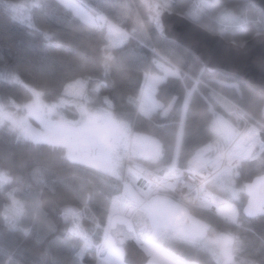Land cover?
Instances as JSON below:
<instances>
[{"label":"trees","instance_id":"obj_1","mask_svg":"<svg viewBox=\"0 0 264 264\" xmlns=\"http://www.w3.org/2000/svg\"><path fill=\"white\" fill-rule=\"evenodd\" d=\"M20 1L0 0V100L24 104L30 102L37 91L45 102L56 103L66 96L68 84L85 79L87 97L78 99L85 101L92 111H108L112 115L114 109L124 110L126 100L121 99L122 96H130L133 102L140 103L141 97L135 95L140 87L135 70L142 69L148 61H152L153 66L146 74L165 75L160 66L171 67L176 73L167 74L156 99L176 96L182 108L187 101L182 155L174 169L176 172L192 170L194 163L203 164L214 156H224L226 147L208 145L206 125L210 120L213 127L217 114L233 123L229 117L237 118L231 114L236 106L244 109L245 114L249 113L248 107L237 102L241 93L254 96L257 103L261 101L262 95L245 81L203 68L188 49L162 38L153 24L149 28L145 24L144 17L148 15L142 0H77L93 14L103 11L108 22L113 21L128 31L126 41L113 47L108 46L106 23L89 24L61 0H36L30 10L32 24L11 13L8 6ZM246 2L258 7L250 0ZM204 27L238 44L255 36L233 40L228 35L232 29L222 32L216 21L215 25ZM69 108L62 107V110L69 112ZM73 111V116H79L76 109ZM162 123L174 124V121ZM259 139L251 152L246 151L248 158L231 169L233 181L236 173L242 178H253L252 182L264 175L261 172L264 150L259 153L264 138L260 135ZM185 153H190L187 159ZM221 160L218 158L206 167L209 174L219 169ZM142 163L150 168L146 161ZM96 168L88 161L71 158L62 146L19 140L14 131L0 126V171L11 178L5 185L0 184V264H64L68 257L76 264H92L112 212L109 211L100 224V239H94L85 231L81 200L95 192H109L102 183L104 176L98 174ZM129 177L120 176L119 190L112 192L113 196L123 194ZM252 182L248 185L253 190ZM208 186L216 195V203H224L228 195L222 181L217 178ZM248 197L247 193V203ZM14 199L22 208L12 222L7 208ZM252 202L256 206L264 205V185L260 192L254 193ZM180 203L188 207L194 218L204 224L212 223L213 235L218 232L235 237V264H264V209L251 216L243 212L238 215L236 198L232 203L236 206L237 219L229 221L208 208L193 211L192 205ZM95 207L94 203L89 205L94 214L104 216L102 211H95ZM72 210L78 212V218L71 219L69 211ZM58 217L67 222L70 235H65L59 224H54ZM207 255L211 264H222L213 259L211 253Z\"/></svg>","mask_w":264,"mask_h":264},{"label":"clouds","instance_id":"obj_2","mask_svg":"<svg viewBox=\"0 0 264 264\" xmlns=\"http://www.w3.org/2000/svg\"><path fill=\"white\" fill-rule=\"evenodd\" d=\"M163 6L168 11L186 16L201 26L215 25L218 16L228 14L233 25V30L228 35L233 40L243 39L249 35L264 36V7H256L246 0H163ZM144 20L150 28L153 24L152 18L144 17ZM155 23L159 25L160 22L156 20ZM152 66L153 62L148 61L142 69L135 70L136 77L140 81V87L135 95L141 98L146 92L150 97L157 95L159 89L165 85L163 77L155 84L149 80L146 72ZM121 99L126 100L124 110L114 109L112 117L103 113L104 118L112 119L115 128L112 133L111 147L105 149L97 146L93 149V155L97 156L100 162L96 171L104 176L102 183L109 192H95L81 200L84 207L83 227L94 239H100V224L104 222L107 213L116 208L117 201L130 197L131 194L127 190L123 196H113L112 192L119 190L120 176L125 166L131 165L137 159L141 146L145 142L156 151V159L146 163L150 168L155 169L157 174L175 169L182 155V141L185 134L184 111L187 101L182 108L176 96H161L159 100L150 99L147 103H135L130 96H122ZM237 102L242 107H248L250 112L239 118L229 117L233 120V124L240 127H246L249 123L254 124L259 130V136L264 138V95L257 103L254 96H245L241 93ZM65 119L68 118L65 117ZM163 121H174V124L162 123ZM49 127L56 134H60L54 122L50 121ZM206 138L209 146L214 143L218 147L231 148L230 142L215 133L210 120L206 125ZM261 147H264V144ZM188 156L190 153L184 154L185 159ZM109 161L119 165V168L113 170L110 176L107 175L108 169L104 167ZM261 172L264 174V169ZM233 179L238 191L237 214L243 212L249 216L253 215L251 207L247 205L246 194V187L253 178H242L239 173H236ZM144 196L146 199L143 200L133 222L126 226L127 230L119 231V243L124 244L128 240H133L139 246L141 253L139 264H157V259L152 252L154 247H159L164 254L172 257L175 264H211L207 254L211 253L214 244L213 224L205 223L203 238L193 241L178 234L176 227L168 218V209L173 201L177 198L190 199V195L179 187L175 190L160 191L150 185ZM76 199L79 200L80 197L77 196ZM93 203L96 206L95 211H102L104 216L94 214V210L89 208V205ZM150 204L154 207H150ZM198 210L194 204L193 211ZM54 224H59L65 235H70L67 222L63 220V217H58ZM64 264H76V262L68 257ZM92 264H115V261L108 249L101 247L92 257Z\"/></svg>","mask_w":264,"mask_h":264},{"label":"rangeland","instance_id":"obj_3","mask_svg":"<svg viewBox=\"0 0 264 264\" xmlns=\"http://www.w3.org/2000/svg\"><path fill=\"white\" fill-rule=\"evenodd\" d=\"M61 1L74 10L76 14L80 15L81 18L89 24L91 23L95 25H101L102 23H106L108 30L107 41L109 47L122 45L128 38V31L113 21L108 22L103 11H99L98 13L95 12L93 14L91 10H87L80 2H77V0ZM35 2L36 0H22L18 3L11 4L8 7L15 17L19 18L25 23L32 24L30 10L36 4ZM216 23L219 25L218 29L222 32L229 29L233 30L231 18L228 14H222L218 16L216 18ZM160 67L164 70L165 75L159 73L146 74L149 80L154 84L157 83L162 77L165 79L167 74L176 73V71L171 69V67ZM87 85L88 84L85 79H79L75 82H72L71 84H68L65 89L66 96L62 97L60 101L51 104L45 102L41 97V94L37 91H34V98L30 102L24 104H18L10 100L9 102L0 100V126H5L7 129L14 131L19 140L23 139L31 142L35 141L38 143L48 142L51 144H57L67 149L71 158H76L85 162L88 161L89 163H92L94 166L98 167L100 162L97 156L93 155V149L97 146H101L105 149L110 148L112 145V133L115 128L112 119L104 118L103 115V113H107L108 117H112L110 112L99 110L92 111L87 105H85V101L78 99L87 97ZM150 99H156V95L150 97L146 92L144 97L140 98V103H147ZM67 106L70 107V110L69 112L66 110L64 112L62 107ZM72 106H75L74 109L78 111L79 116H73L74 109H71ZM231 114H235L237 118H239V113L235 108H232ZM240 114L243 116L245 112L242 111ZM65 117L68 119H65ZM50 121L54 122L56 127L60 130V134H56L51 130L49 127ZM213 121V129L215 132L230 142L231 147L234 143H236V148L234 151L238 153V156L232 158L230 163L229 160H227L225 162L226 165L224 166V155L222 157L219 169L215 170L217 173L215 174L214 178L211 179V181L214 182V180L218 178L222 181L223 185H225L224 188L228 198L223 201L224 203H220L219 201H217V203L223 207L224 212L222 216L229 221H235L237 219L236 206L233 205L232 201L238 198V191L235 187L234 181L231 178L230 172L231 169L235 167V165L240 163V161H245V159H247L248 152L246 153V151L249 150L251 152L258 140H260L258 137L259 130L255 127V125L250 123L247 124L246 127L238 129L237 125L233 124L230 120L219 114L216 115ZM250 129L256 131L255 138L249 136ZM243 133L244 135L241 136ZM262 144L264 143L260 144L259 153L264 148L261 147ZM227 151L228 148L225 152ZM156 156L157 154L155 149L149 143L145 142L141 146V151L137 159L131 165L125 166L121 177L124 178V175L130 176L129 181L127 180L125 182V185L127 186L125 190H127L131 195L128 199L118 200L116 208L111 210L110 229L120 226L121 228L127 230L126 226L130 225V222L125 218V207L130 203L141 205L143 200L146 199L144 196L145 191L136 188V182L139 177V172L136 171V168L137 166L145 167L142 162L155 160ZM256 156H258V154ZM256 156L254 158H256ZM216 158L217 157L213 158V160ZM207 163L208 162H204L201 164L197 162L194 163L195 165L193 167H203V165H206ZM104 167L108 169L107 173L112 174V171L118 169L119 165L109 161L105 163ZM171 171L175 170L169 169L163 173ZM210 175L212 174H209L208 168H205L202 173V177L200 178H205ZM10 181V176L4 171H0V184L5 185ZM252 184L255 186V189L252 190L249 185L246 187V194H249L247 205L251 207L253 213H258L261 211V209H264V205L256 206L252 202V199L254 193L260 192V187L264 185V175L257 177V179L253 181ZM124 192L121 196L124 195ZM149 206L154 207V205L151 204ZM21 208L22 205L14 199L11 203V206L7 208V215L10 221L14 222L16 220L17 216H19L18 214ZM69 214L71 219L78 218V212L72 210L69 211ZM168 218L176 227L178 234L183 235L187 239L193 241H199L203 238L205 234L204 223H202L197 218H194L190 214L188 207L185 204L180 203L177 199L173 201L172 206H170L168 209ZM212 239L214 244L211 254L213 255L214 259L222 264H235L234 255L236 251L235 247L237 245L235 237L228 233L225 234L217 232L216 234L212 235ZM107 243L110 244L112 252L116 254L115 256L117 258L118 264H139L141 259L139 246H137V256L135 254V256L121 254L123 257V262L121 263L119 254L113 251V246L110 242L107 241ZM103 244L104 241H102L99 246H96V250L101 248ZM157 248L154 247L152 249L153 255L156 254L158 257L156 258L157 264H175V261L172 257L164 254L160 249ZM156 250L159 251L158 254Z\"/></svg>","mask_w":264,"mask_h":264},{"label":"water","instance_id":"obj_4","mask_svg":"<svg viewBox=\"0 0 264 264\" xmlns=\"http://www.w3.org/2000/svg\"><path fill=\"white\" fill-rule=\"evenodd\" d=\"M250 1L258 7H264V0ZM142 3L162 38L171 39L188 49L195 58L200 60L203 68L222 72L240 81L243 80L264 95V36L257 34L244 43L238 44L228 41L222 34L213 33L204 26L194 23L186 16L168 11L159 0H142ZM156 20H159V25L155 23ZM137 185L144 190H147L149 186L143 177L138 179ZM141 205L130 203L125 207L124 215L130 224ZM110 219L111 216L102 247L107 241L112 243L113 251L119 254L122 263L121 254L133 251L137 255L138 245L133 240H128L124 244L119 243V231L125 229L120 226L110 229Z\"/></svg>","mask_w":264,"mask_h":264},{"label":"built area","instance_id":"obj_5","mask_svg":"<svg viewBox=\"0 0 264 264\" xmlns=\"http://www.w3.org/2000/svg\"><path fill=\"white\" fill-rule=\"evenodd\" d=\"M235 109L238 111L239 117L241 116L240 112H245L244 109H240L237 106ZM226 156L224 158H226ZM218 158L222 157H217L216 159ZM216 159L212 161L210 160L206 165H203V167L193 168V170H183L182 172L171 171L160 175L151 168L149 169L140 166H137L136 171L139 172V177L146 179L149 186H153L154 189H158L160 191H169L175 190L177 187H179L188 193L191 198H177L178 201L187 202L192 206L195 204L200 209L208 208L211 212L221 215L223 210L220 206H217L216 195L208 186L209 181L214 178L217 172L214 171L211 173L212 175L205 178H200L202 177L204 169ZM147 192L148 190L145 191V193Z\"/></svg>","mask_w":264,"mask_h":264},{"label":"bare ground","instance_id":"obj_6","mask_svg":"<svg viewBox=\"0 0 264 264\" xmlns=\"http://www.w3.org/2000/svg\"><path fill=\"white\" fill-rule=\"evenodd\" d=\"M245 132H246V131H245ZM243 135H244V133H243L241 136H243ZM241 136H240V137H241ZM249 136H251L252 138H255V137H256V131H253V130L250 129V131H249ZM258 137H259V134H258ZM237 140H238V139H237ZM235 142H236V141H235ZM235 148H236V143H234V144L232 145V147L227 151L229 155H227L226 158H224V163H225L227 160H229V163H230V160H231L232 158L238 156V153L234 151ZM233 151H234V152H233ZM225 165H226V163L224 164V166H225ZM224 166H223V167H224ZM147 182H148V181H147ZM118 216H119V214H118ZM103 248L108 249L110 256H111L112 259L115 261V264H118L117 258H116V256H115L116 254H114V253L112 252V249H111L110 244L107 243V242H105V245H104Z\"/></svg>","mask_w":264,"mask_h":264},{"label":"crops","instance_id":"obj_7","mask_svg":"<svg viewBox=\"0 0 264 264\" xmlns=\"http://www.w3.org/2000/svg\"><path fill=\"white\" fill-rule=\"evenodd\" d=\"M112 244V243H111ZM113 245V244H112ZM157 248V247H156ZM157 249H159V248H157ZM157 251V254L159 253V251L158 250H156ZM160 255V254H159ZM154 256L156 257V258H158L157 257V255L156 254H154ZM160 261V260H159ZM161 262V261H160Z\"/></svg>","mask_w":264,"mask_h":264},{"label":"flooded vegetation","instance_id":"obj_8","mask_svg":"<svg viewBox=\"0 0 264 264\" xmlns=\"http://www.w3.org/2000/svg\"><path fill=\"white\" fill-rule=\"evenodd\" d=\"M127 255H134V252L132 251V252H130V253H127ZM136 255V254H135ZM134 255V256H135ZM137 256V255H136Z\"/></svg>","mask_w":264,"mask_h":264}]
</instances>
